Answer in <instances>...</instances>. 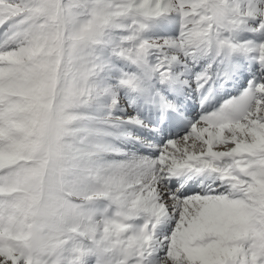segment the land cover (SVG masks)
I'll use <instances>...</instances> for the list:
<instances>
[{
  "label": "snow or ice",
  "instance_id": "1",
  "mask_svg": "<svg viewBox=\"0 0 264 264\" xmlns=\"http://www.w3.org/2000/svg\"><path fill=\"white\" fill-rule=\"evenodd\" d=\"M0 264H264V0H0Z\"/></svg>",
  "mask_w": 264,
  "mask_h": 264
}]
</instances>
